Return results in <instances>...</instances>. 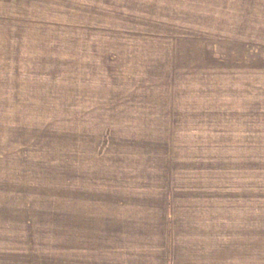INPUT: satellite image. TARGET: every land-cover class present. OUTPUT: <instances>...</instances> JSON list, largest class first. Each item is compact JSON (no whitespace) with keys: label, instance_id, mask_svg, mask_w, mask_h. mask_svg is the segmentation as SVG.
Wrapping results in <instances>:
<instances>
[{"label":"rangeland","instance_id":"1","mask_svg":"<svg viewBox=\"0 0 264 264\" xmlns=\"http://www.w3.org/2000/svg\"><path fill=\"white\" fill-rule=\"evenodd\" d=\"M169 200L264 234V0H0V248Z\"/></svg>","mask_w":264,"mask_h":264},{"label":"crops","instance_id":"2","mask_svg":"<svg viewBox=\"0 0 264 264\" xmlns=\"http://www.w3.org/2000/svg\"><path fill=\"white\" fill-rule=\"evenodd\" d=\"M143 208L154 211H115L113 231L11 235L1 239L9 243L0 264H264V234L219 232L212 206L169 200Z\"/></svg>","mask_w":264,"mask_h":264}]
</instances>
